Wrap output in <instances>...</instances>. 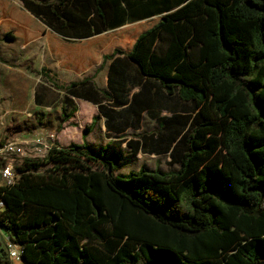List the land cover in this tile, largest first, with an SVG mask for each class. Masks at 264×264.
<instances>
[{
    "label": "trees",
    "instance_id": "1",
    "mask_svg": "<svg viewBox=\"0 0 264 264\" xmlns=\"http://www.w3.org/2000/svg\"><path fill=\"white\" fill-rule=\"evenodd\" d=\"M19 1L0 0L6 40L45 36L76 74L111 60L110 87L115 62H126L158 84L162 102L192 108L172 112L187 127L163 152L177 170L120 175V155L85 142L14 159V182L0 184V230L23 262L264 264V0ZM54 88L98 104L111 128L102 105L111 97L91 80ZM56 96L38 85L34 102ZM0 264H10L3 247Z\"/></svg>",
    "mask_w": 264,
    "mask_h": 264
},
{
    "label": "crops",
    "instance_id": "2",
    "mask_svg": "<svg viewBox=\"0 0 264 264\" xmlns=\"http://www.w3.org/2000/svg\"><path fill=\"white\" fill-rule=\"evenodd\" d=\"M127 26L130 25L128 24L124 27ZM40 41L42 45L40 49V65L41 70L46 75V82L41 85L57 94L54 101L43 99V105L39 106L43 111L41 112V122L42 128L48 133L47 138L51 137L50 135L54 134V131L60 129V127L67 129L68 126L75 124L76 120L80 122V125L84 123L86 128L92 124L93 118L97 117L93 129L88 134H84V131L81 133L80 144L85 142L95 151H106L108 156L119 155L117 152L119 150H130L135 158L143 155L150 157L165 156L171 161L169 153L163 152L172 150L180 138L181 130L187 129L186 126L183 127L182 124H179L181 119L172 118V112L181 116H192L190 104L182 103L179 100L169 102L166 98L162 102L163 94L158 84L140 79L134 68L128 66L129 64L126 62H115L116 71L120 75L118 76L116 71L113 72V76L111 75V87L109 79L111 60L105 63L100 61L80 74L62 69L51 57L46 37L43 36ZM86 79L91 80L99 90L107 92L111 97L110 101L102 102L103 106L113 110L112 125L109 129L106 126V117L100 113L98 104L67 95L64 91L55 89L53 86L54 82L68 87L73 83H79ZM64 96L69 98V104L62 101ZM115 97L123 103L122 106L116 107L112 105ZM143 103L147 107L143 108L140 115L127 114L126 110L130 107L138 111L140 104ZM176 105L179 106L178 109L173 110L170 108ZM62 112L68 117L66 120L62 119ZM51 118L56 120V124ZM163 119H167V123ZM162 127L164 128L162 129ZM97 132L103 134L104 144L102 146H97L91 140V137ZM176 134H178V137L170 143ZM55 145L59 144L52 142L47 147L49 149ZM132 150H137L138 153L134 155Z\"/></svg>",
    "mask_w": 264,
    "mask_h": 264
},
{
    "label": "rangeland",
    "instance_id": "3",
    "mask_svg": "<svg viewBox=\"0 0 264 264\" xmlns=\"http://www.w3.org/2000/svg\"><path fill=\"white\" fill-rule=\"evenodd\" d=\"M15 5H20L19 0H9ZM2 19H0V144L14 143L15 153L8 155L9 161L29 157H43L50 143L57 142L59 146L80 144L84 123L76 120L75 124L66 128L55 130L51 137L39 123L38 115L42 108L34 102V92L38 85L46 82L45 74L41 73L40 39L37 37L24 43L18 37L12 40L4 38ZM54 87H64L54 83ZM57 91V90H56ZM56 93V92H55ZM57 105V104H56ZM55 107V106H54ZM83 107V106H82ZM54 124H56V120ZM102 133H94L91 140L97 146L104 144ZM122 157L118 174L125 175L137 171L141 167L159 169L161 171L177 170L171 165L167 157H150L143 155L133 157L130 150H119ZM0 184H3L0 182ZM2 245L0 246V250ZM4 257V256H2Z\"/></svg>",
    "mask_w": 264,
    "mask_h": 264
},
{
    "label": "built area",
    "instance_id": "4",
    "mask_svg": "<svg viewBox=\"0 0 264 264\" xmlns=\"http://www.w3.org/2000/svg\"><path fill=\"white\" fill-rule=\"evenodd\" d=\"M50 149V148H49ZM14 143L6 142L0 146V182L3 184H12L15 180V173L12 168V162L9 161L8 155L15 153ZM3 203L0 200V209ZM6 251V258L10 264H25L21 258L22 251L18 245L10 241L0 230V246Z\"/></svg>",
    "mask_w": 264,
    "mask_h": 264
}]
</instances>
